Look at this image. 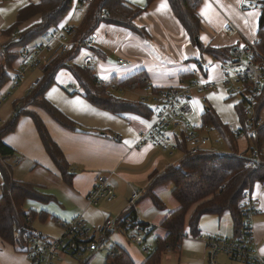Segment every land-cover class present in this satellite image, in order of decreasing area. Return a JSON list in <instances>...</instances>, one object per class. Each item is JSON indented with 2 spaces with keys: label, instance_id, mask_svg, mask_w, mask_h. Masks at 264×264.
Instances as JSON below:
<instances>
[{
  "label": "crops",
  "instance_id": "1",
  "mask_svg": "<svg viewBox=\"0 0 264 264\" xmlns=\"http://www.w3.org/2000/svg\"><path fill=\"white\" fill-rule=\"evenodd\" d=\"M123 1L128 5L141 8L146 5V0ZM34 2L36 0H0V50L6 41L10 40L11 35L8 38L4 32L15 23L18 11ZM88 2L89 0H72L71 9L57 24V31L70 28L71 31L67 35L68 40H73ZM248 3L252 5L241 8V5ZM161 4H166L167 7L161 8ZM259 4L260 1L253 0H202L197 8L201 25L198 36L199 44L214 48L232 47L242 45L245 41L256 37L261 13ZM76 13H79V18L73 22ZM40 20V15L35 14L23 21L18 29L22 30ZM133 23L141 29V33L122 25L101 21L92 33L95 43L91 48L79 46L89 50L90 56L85 59L84 64L88 60L87 65L94 69L97 78L106 83L113 77L121 80L135 72L144 71L147 75L148 86L133 90L117 89L122 97L141 101L140 98L149 95L152 88L165 89L178 86L182 81H191L194 77L183 78V76L191 75L199 59L205 60L210 63V67L201 80L207 83V87L203 91L192 89L188 99L189 108L192 110L191 101H193L201 115L204 108L210 106L221 122L225 123L221 119L223 112H219L212 105L206 106L194 99L196 94L206 92L212 87H218L221 91L223 88L224 91L227 90L222 83L218 60L220 58L201 53L199 44L191 40L174 16L168 1L153 0L147 8L133 18ZM52 36L51 32L46 37H38L30 44L49 42L54 50L58 43ZM51 54L47 53V59ZM120 58L127 60L129 64L121 66L118 63ZM46 60L40 65L27 68L20 78L22 82L18 81L16 86L11 88L9 82L2 89L0 92V127L13 115L15 101L24 98L42 75L40 68L39 74H32L30 78L24 79L26 72L29 69H36L37 66L42 67ZM20 64L19 57L8 65V73L11 77ZM3 65L4 61L0 51V67ZM71 86L79 88L81 92L71 91L69 89ZM129 94H134L135 97H130ZM43 96L61 114L76 124V128H67L45 110L32 107L44 123L51 139L61 150L67 163L69 180L61 176L45 151L31 116L21 115L13 131L1 138L3 144L13 151L10 156L0 159L2 164L9 166L11 178L31 184L44 194V199H27L24 202L25 210L31 209L38 213L31 223L32 228L47 236L59 237L62 233V224L69 222L77 214H82L89 227H99L108 216L121 217L127 208L131 192L138 190L141 194L136 203V213L150 226V232L142 234V241L136 243L131 239L130 231L116 227L110 231L106 242L124 249L134 264H143L147 256L144 248L146 247L148 252L151 251L155 237L166 235L161 222L179 206L171 194L170 182L153 189L155 196L163 203L162 208L155 206L151 198L144 195L152 181L151 177L162 173L170 165H176L183 156L182 150L177 145L181 141L176 138V134L175 136L173 134L176 130L171 129L168 135L171 145L174 146L176 143L177 147L163 150L150 141L139 143V134L151 127L156 120L157 102L150 99L146 101L152 109L148 116L130 111L112 113L93 105L83 95L81 86L67 68L58 70L54 83L45 90ZM202 98L204 103L206 98ZM237 104L234 105L235 123H225L228 126L240 124ZM260 113L263 122L264 106ZM249 147V138H237L238 152L247 153ZM177 150L181 155L174 153ZM100 174L106 176L107 182L113 189L114 197L111 201L100 200L98 204L92 205L88 202L87 195ZM1 183L0 174V196ZM251 194L256 203V212L252 219L251 246L256 252L264 254V186L262 183H254L251 187ZM192 211L191 208L186 214V233L178 249L164 252L159 264H209V251L200 236L231 237L233 235L232 217L225 212L201 215L198 222L199 235L192 236L187 223ZM40 213L47 216L42 219ZM149 236L153 237L152 247L146 246ZM142 244L145 246L142 247ZM217 259L218 264H234V260L225 254L217 255L216 261ZM0 264H28V262L26 257L16 251L13 245L0 238Z\"/></svg>",
  "mask_w": 264,
  "mask_h": 264
},
{
  "label": "trees",
  "instance_id": "2",
  "mask_svg": "<svg viewBox=\"0 0 264 264\" xmlns=\"http://www.w3.org/2000/svg\"><path fill=\"white\" fill-rule=\"evenodd\" d=\"M152 1L146 0V5L141 8L128 5L123 0H89L82 19L76 28L77 32L73 40L83 41L92 36L94 29L101 21L122 25L132 31L141 33V29L134 25L133 18L147 8ZM167 1L174 16L195 43V37L199 36L201 29L197 8L202 0ZM259 6L261 13L256 33L259 38L257 48L264 55V0H260ZM71 7L72 0H36V2L30 3L18 11L15 23L4 32L8 38L12 33H15V38L6 41L4 47L0 50L4 61V65L0 67V92L12 78L8 73V65L15 58H19L20 48L30 44L38 37H46L51 32L53 34L57 30V24ZM35 14L40 15L41 20L39 22L22 30L18 29V26L23 21ZM199 47L201 53L209 54L214 58L228 59L230 57V49L233 46L214 48L203 46L200 43ZM80 48L79 46H73L71 50L66 52H60L57 48L41 67L42 75L34 87L30 89L24 98L15 101L13 115L0 127V157L2 159L10 156L13 152L12 149L3 144L1 141L2 136L13 131L21 115H29L35 123L45 151L61 173V176L65 180H69L67 163L61 150L49 136L39 115L32 110V107L41 108L61 125L71 129L76 128V124L72 120L61 114L43 96L45 90L54 83L58 70L62 68H67L73 74L81 86L83 95L99 108L115 114L130 111L148 116L152 112L147 102L129 100L117 92L119 88L133 90L148 86L147 75L144 71L135 72L121 80L113 77L107 83L101 82L91 66L72 63ZM189 76H192V74H185L183 78ZM157 90L152 88V92ZM263 106L264 91L256 107L257 117H260ZM236 107L242 129H245L246 118L242 111V104L238 103ZM200 118L201 123L199 126L210 125L227 144L228 150L224 152L200 150L196 153H189L186 144L179 142L177 144L178 148L183 153L180 161L176 165L168 166L162 173L151 177L152 181L144 195L150 197L155 206L162 208L163 203L155 196L153 189L158 185L170 182L172 186L171 194L179 206L161 222V227L166 230V235L164 237H155L154 247L147 253L143 264H159L164 252L178 249L182 237L186 233V214L191 208L193 211L187 223L189 233L192 236L199 235L198 222L201 215L223 214L225 212H228L232 217L234 235L240 228L241 215L238 210V203L242 192L246 188L252 187L256 182H264V163L247 166V160L244 157L246 152L239 154L241 152H238L237 149V138L229 131L228 125L221 122L212 107H205ZM262 141H264V121L257 127V136L249 138L251 145H260ZM0 174L2 178L0 238L2 241L13 245L15 240L21 241L24 234L32 229L31 223L38 215L34 210H25L24 202L27 199L40 200L45 197L33 185L13 180L9 166H5L1 162ZM39 215L42 219L47 216L41 213ZM123 215L134 217L136 213H134V210H128ZM144 225L151 230L147 223L144 222ZM19 232H21L20 235ZM113 246L120 253L112 257L106 256L104 264H134L124 249L117 245Z\"/></svg>",
  "mask_w": 264,
  "mask_h": 264
},
{
  "label": "built area",
  "instance_id": "3",
  "mask_svg": "<svg viewBox=\"0 0 264 264\" xmlns=\"http://www.w3.org/2000/svg\"><path fill=\"white\" fill-rule=\"evenodd\" d=\"M253 1L259 2L260 0ZM246 5L251 6L252 4H243L241 8ZM70 31V28H65L53 33L52 37L58 43L57 48L60 52L69 51L73 46L91 47L95 43L93 35L83 41L68 40L67 35ZM14 38L15 34H11L10 40ZM258 43L259 38L256 36L245 41L242 45L233 46L228 59H218L222 83L229 96L239 98L237 103L242 104V111L246 118L245 129H242L241 124L228 126L229 131L236 138L256 137L257 127L262 122V118L256 116V107L264 91V55L258 50ZM56 49L53 50L49 42L26 44L21 47L19 50L21 64L10 80V87L18 84L27 68L45 61L47 53H53ZM88 63L86 60V65ZM118 63L121 66L129 64L122 58L118 60ZM209 67L210 63L201 59L191 71L194 77L191 81H182L178 86L159 89L140 98L141 102H146L148 99L157 102L158 111L154 124L139 134V143L150 141L163 150L177 147L176 143L174 146L171 145L167 130L178 129L177 133L173 132V134L177 135L176 138L179 141L186 144L189 153H196L200 150L224 152L218 149V145L223 143L221 139L214 140V144L209 145L210 139L205 132L213 130L210 125H188L183 119V115L190 111L188 99L192 89L203 91L207 87V83L202 82L201 77L207 74ZM69 89L75 93L81 92L74 86ZM244 157L247 160V166L264 163V141L260 145L250 144L249 151ZM262 185L264 186V182ZM140 194L138 190L131 192L125 211L134 210L136 213V203ZM113 197L114 192L107 182L106 176L98 175L95 185L87 195L88 202L96 205L100 200L111 201ZM238 210L241 215L240 228L234 235L231 237L200 236L209 251V264H218L216 257L219 254H225L233 260L247 264H264V254L256 252L251 246L252 219L256 212V203L251 194V187L242 192ZM116 227L130 231L131 239L136 243L142 241V234L150 232L149 227L144 225V221L137 213L134 217L129 215L108 216L102 225L96 228L89 227L82 214H77L69 222L62 224V233L59 237H50L32 228L24 234L21 241L15 240L13 247L26 257L28 264H53L57 253L79 259V264H89L90 256L104 248L109 232ZM20 234L21 232H19ZM113 245L109 246L107 256L112 257L120 253ZM144 253H148L146 247Z\"/></svg>",
  "mask_w": 264,
  "mask_h": 264
},
{
  "label": "rangeland",
  "instance_id": "4",
  "mask_svg": "<svg viewBox=\"0 0 264 264\" xmlns=\"http://www.w3.org/2000/svg\"><path fill=\"white\" fill-rule=\"evenodd\" d=\"M78 18H79V13H76V15H75V17L73 19V22H76L78 20ZM88 51L89 50L87 48H85V47L81 48L79 50V52L77 53V55L75 56V58H74V63L77 64V65L84 64L85 59L90 56ZM40 68H41V66L40 67L37 66V68L34 69V70L29 69L26 72L24 79L30 78V76L32 74L33 75H36V73L39 74L40 73ZM20 81L22 82V79H20L19 82ZM75 84H76V82H75ZM225 90H226V88H225ZM129 96L130 97H135L134 94H131V95L129 94ZM202 97L206 98V101L204 103H203V98ZM194 99H196V101H199L200 103L202 102V104H205L206 106L207 105H212L219 112H223V115H221V119L225 123H235V115H234L235 107H234V105L238 102L239 98L237 96H229V94L227 93V90L224 91V88H223V91H221V89H219L218 87H212V88L206 90V92L204 91V92H201L199 94H196V97ZM200 99H201V101H200ZM191 106H192V110H190L189 112H187L186 114L183 115L184 122L186 124H188V125L199 126L200 123H201V118H200V113L201 112L199 111V108L195 107L193 101H191ZM177 131H178V129H176V131H174V132H177ZM170 133H171V129H168L167 130V134L170 135ZM205 133L208 134V137L210 139L209 145L214 144L213 142H214L215 139L219 140V136L217 135V133L214 130H210V131H207ZM218 149L222 150V151H227L228 150V146H227V144L225 142H223L221 145H218ZM174 153L177 154V155H181L180 151H178V150L174 151ZM239 154H242V152L239 153ZM213 236L220 237V236H217V235H213ZM148 238L149 239L146 242L147 243L146 246L150 245L152 247V245H153V242H152L153 237L149 236ZM109 246H110L109 242H106L105 245H104V248H101L99 251H96L94 254H92L90 256V258L88 260V263L89 264H104ZM141 246L144 247L145 245L142 244ZM231 260H233V259H231ZM79 262H80L79 259H75V258H72V257H67L66 255H64L62 253H57L56 257L54 258L53 264H79ZM217 262H218V259H217ZM233 263L234 264H239V262L236 261V260H234Z\"/></svg>",
  "mask_w": 264,
  "mask_h": 264
},
{
  "label": "water",
  "instance_id": "5",
  "mask_svg": "<svg viewBox=\"0 0 264 264\" xmlns=\"http://www.w3.org/2000/svg\"><path fill=\"white\" fill-rule=\"evenodd\" d=\"M195 43L199 44V39H198V37H195Z\"/></svg>",
  "mask_w": 264,
  "mask_h": 264
},
{
  "label": "snow or ice",
  "instance_id": "6",
  "mask_svg": "<svg viewBox=\"0 0 264 264\" xmlns=\"http://www.w3.org/2000/svg\"><path fill=\"white\" fill-rule=\"evenodd\" d=\"M167 5L166 4H161V8H166Z\"/></svg>",
  "mask_w": 264,
  "mask_h": 264
}]
</instances>
